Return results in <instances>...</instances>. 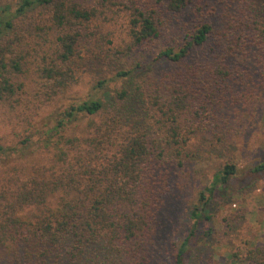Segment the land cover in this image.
Masks as SVG:
<instances>
[{
    "label": "trees",
    "instance_id": "trees-1",
    "mask_svg": "<svg viewBox=\"0 0 264 264\" xmlns=\"http://www.w3.org/2000/svg\"><path fill=\"white\" fill-rule=\"evenodd\" d=\"M121 12L128 41L86 55L95 33ZM135 51L165 67L147 106L128 89L103 100L110 79L98 78L91 95L35 131L45 137L37 159L1 177L3 256L30 264H151L177 178L203 144L217 147L264 106V0H0V105L11 110L31 82L39 87L35 99L50 102L81 81L88 62L108 66ZM140 64L119 68L113 80L131 78ZM135 103L152 113L145 128L127 120ZM0 154L16 150L0 147ZM262 171L264 161L249 174ZM236 173L225 165L200 193L174 264H184L204 207ZM230 261L264 264V244Z\"/></svg>",
    "mask_w": 264,
    "mask_h": 264
},
{
    "label": "rangeland",
    "instance_id": "rangeland-1",
    "mask_svg": "<svg viewBox=\"0 0 264 264\" xmlns=\"http://www.w3.org/2000/svg\"><path fill=\"white\" fill-rule=\"evenodd\" d=\"M204 1L211 4V0ZM127 25L128 17L121 12L111 23L95 33L92 48L86 49V55H91L93 48L96 52L102 50L104 45L123 46L124 42L128 41ZM107 41L111 42L110 46H107ZM137 63L144 64L136 69L131 78L120 77L113 80L119 68L130 70L135 68ZM164 69L162 64L151 63L146 55L137 51L116 59L108 66H102L98 61L88 62L81 81L50 102L35 99L36 88L39 87L31 82L27 87L28 94L20 106L11 110L0 105V147L16 150V154L9 156L0 154V179L12 165L37 159L42 152L41 145L45 137L43 134L34 135L35 131H45L52 125L56 112H61L69 105L85 100L91 95L96 79H110L106 84L105 95L101 96L103 100L128 89L130 96L139 94L141 99L143 97L147 106L150 85ZM129 106V124L135 123L145 128L152 113H149L145 106H136V103ZM80 127L81 123L75 126L72 132L77 134ZM30 134H33L30 144L21 146L20 142ZM263 161L264 106L257 107L242 127L236 126L230 130L226 139L217 147L203 144L191 161L190 169L177 178L178 186L172 185V194L161 213V229L151 264H174L176 246L180 245L193 227L190 213L200 206V193L210 185L214 174L225 165L235 166L237 173L226 185L218 188L214 197L204 207V220L184 257V264H231V255L234 252L264 244V171L254 176L249 174ZM19 255L21 256V253ZM0 264L30 263L24 258L17 263L13 256L7 258L0 253Z\"/></svg>",
    "mask_w": 264,
    "mask_h": 264
}]
</instances>
